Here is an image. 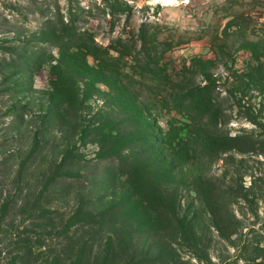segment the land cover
Returning a JSON list of instances; mask_svg holds the SVG:
<instances>
[{
	"label": "rangeland",
	"instance_id": "rangeland-1",
	"mask_svg": "<svg viewBox=\"0 0 264 264\" xmlns=\"http://www.w3.org/2000/svg\"><path fill=\"white\" fill-rule=\"evenodd\" d=\"M0 264H264V0H0Z\"/></svg>",
	"mask_w": 264,
	"mask_h": 264
}]
</instances>
